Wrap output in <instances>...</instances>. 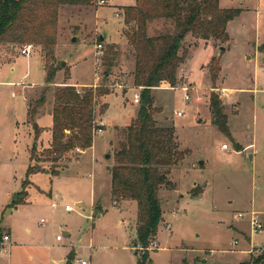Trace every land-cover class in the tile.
<instances>
[{
    "label": "rangeland",
    "instance_id": "rangeland-1",
    "mask_svg": "<svg viewBox=\"0 0 264 264\" xmlns=\"http://www.w3.org/2000/svg\"><path fill=\"white\" fill-rule=\"evenodd\" d=\"M133 4L62 5L51 45L0 43V264H137V203L115 202L109 170L124 126L138 112L134 95L142 90L134 84L135 52L124 34L123 8ZM220 5L241 9L228 23L229 40L188 36L189 56L178 70V84L153 90L155 118L175 127L185 155L171 169L174 188H161L163 220L149 243L147 264H264V227L255 232L251 226L252 212L264 216V0H220ZM172 25L156 20L149 34ZM26 43L34 45L29 56L20 53ZM110 48L118 51L111 68L103 64ZM214 56L221 65L215 84ZM46 62L59 69L45 111L62 84H86L83 90L105 84L111 91L96 112V122L102 117L106 122L103 133L94 134L87 151L78 148L57 162L47 157L52 117L37 120L44 128L42 133L38 125L37 141L28 117V101L38 99L46 84ZM212 92L221 99L230 137L213 123ZM31 164L42 171L29 177L28 196L14 205ZM55 170L58 175L51 173ZM6 234L10 239L3 241Z\"/></svg>",
    "mask_w": 264,
    "mask_h": 264
},
{
    "label": "trees",
    "instance_id": "trees-1",
    "mask_svg": "<svg viewBox=\"0 0 264 264\" xmlns=\"http://www.w3.org/2000/svg\"><path fill=\"white\" fill-rule=\"evenodd\" d=\"M93 2L0 0V43L35 41L47 47L52 44L51 37L56 31L58 11L62 5L88 6ZM123 11L127 26L124 34L135 52L134 84L142 90L138 112L125 125L123 138L113 155L114 164L109 167L111 194L116 203L123 199L136 201L134 246H141L137 264H147L151 262L149 243L157 236L163 220L161 188H174L169 178L171 169L185 155L176 141L175 127L161 124L155 118L158 109L153 90L165 83L170 86L178 84V70L189 56L190 43L186 44L188 36L196 40L209 41L213 38L228 41V23L240 14L241 9L223 8L220 0H135V4L125 6ZM156 20H168L173 24L172 28L149 34L151 24ZM260 49L264 52V43ZM117 54V50L110 48L103 64L111 68ZM50 55V52H46L45 57L50 58ZM58 69L54 63H45L46 84L43 91L38 99L27 103L29 122L35 130V141L40 137L36 118L48 102L47 93L55 83ZM220 71V59L214 56L210 62L214 84ZM109 74L107 70L104 72L105 77ZM110 93L105 84L85 90L70 84L55 89L51 106L53 126L52 140L47 148L48 158L57 162L75 155L78 148L86 150L92 147L98 104L101 105V99ZM210 106L213 123L230 137L228 117L220 97L214 92L210 96ZM33 157L32 153L31 159ZM41 171L37 164L28 167L23 189L13 196L14 205L25 201L30 185L29 177ZM51 173L58 175L56 170Z\"/></svg>",
    "mask_w": 264,
    "mask_h": 264
},
{
    "label": "built area",
    "instance_id": "built-area-1",
    "mask_svg": "<svg viewBox=\"0 0 264 264\" xmlns=\"http://www.w3.org/2000/svg\"><path fill=\"white\" fill-rule=\"evenodd\" d=\"M101 3H105V0H100ZM97 48L100 50V53H102L103 51V45L101 43L97 44ZM34 51V45L32 43H26L22 46L21 50H20V53L23 54V55H27L29 56L32 52ZM99 52V51H98ZM186 91H188V88L185 87L184 88ZM140 98H141V94L140 93H135L134 95V101L135 103H139L140 102ZM186 100H189L190 99V96L188 93H186V96H185ZM182 112H178V115H181ZM106 126V122L105 120L102 118L101 120H99L98 122H96V126H95V129H94V134L96 135H99V134H102L103 131H104V127ZM223 148L225 149H229V146L228 144H224L223 145ZM65 209L67 211H72L73 210V207L71 205H66L65 206ZM252 219H251V226L253 228V231H259L261 230L263 227H264V223H263V219H264V216L262 217L261 215H259L257 212H252ZM239 217H243V214L242 213H239ZM3 241H8L10 239L9 235H4L3 237ZM58 239H60V237L58 236ZM151 247H157V243L155 242H152L151 244ZM82 264H86V261L83 260L81 261Z\"/></svg>",
    "mask_w": 264,
    "mask_h": 264
},
{
    "label": "crops",
    "instance_id": "crops-1",
    "mask_svg": "<svg viewBox=\"0 0 264 264\" xmlns=\"http://www.w3.org/2000/svg\"><path fill=\"white\" fill-rule=\"evenodd\" d=\"M105 40V39H104ZM104 40L102 41V42H104ZM69 84V83H68ZM62 85H67V84H62ZM70 85H73L72 83L70 84ZM76 87H78V89H80V88H82V87H84V86H86V84L85 85H78V84H76L75 85ZM95 86H97V83L95 84ZM46 106H44L41 110H40V112L38 113V115H37V118H36V121L41 117V115H44V114H49L51 117H52V125L49 127V131H50V141H49V145H47L46 146V148H49L50 147V143H51V140H52V126H53V116H52V111H51V108L49 109V110H46L45 111V108ZM103 118V117H102ZM104 119V118H103ZM39 125V124H38ZM40 126V125H39ZM41 127V129H42V133L44 132V128L42 127V126H40ZM125 127V126H124ZM41 133V134H42ZM41 134H40V137H41ZM116 139V138H115ZM114 142H115V140H113V141H111V144L112 145H114ZM116 147V146H115ZM88 149H86V151H87ZM86 151H84V152H86ZM114 164V163H113ZM134 201V200H133ZM78 205H80V206H82V201H79L78 203H77ZM63 232L66 234V235H69V232L68 231H65V230H63ZM58 238V237H57Z\"/></svg>",
    "mask_w": 264,
    "mask_h": 264
},
{
    "label": "water",
    "instance_id": "water-1",
    "mask_svg": "<svg viewBox=\"0 0 264 264\" xmlns=\"http://www.w3.org/2000/svg\"><path fill=\"white\" fill-rule=\"evenodd\" d=\"M74 40H75V38H74ZM101 40H104V38L102 37L101 38ZM66 63H67V61L65 60V61H63L62 62V66H66ZM108 157H110V155H108ZM203 162H201V164H202Z\"/></svg>",
    "mask_w": 264,
    "mask_h": 264
}]
</instances>
